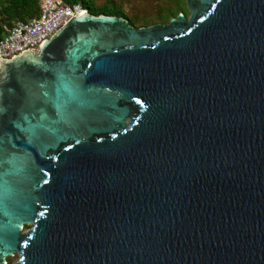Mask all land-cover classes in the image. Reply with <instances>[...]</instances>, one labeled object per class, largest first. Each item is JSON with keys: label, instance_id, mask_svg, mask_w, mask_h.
I'll return each instance as SVG.
<instances>
[{"label": "water", "instance_id": "1", "mask_svg": "<svg viewBox=\"0 0 264 264\" xmlns=\"http://www.w3.org/2000/svg\"><path fill=\"white\" fill-rule=\"evenodd\" d=\"M184 4L0 59V264H264V0Z\"/></svg>", "mask_w": 264, "mask_h": 264}, {"label": "built area", "instance_id": "2", "mask_svg": "<svg viewBox=\"0 0 264 264\" xmlns=\"http://www.w3.org/2000/svg\"><path fill=\"white\" fill-rule=\"evenodd\" d=\"M39 14L28 21H17L3 27L0 37V59H8L24 50H36L62 25L84 11L79 3L71 5L62 0H39Z\"/></svg>", "mask_w": 264, "mask_h": 264}, {"label": "trees", "instance_id": "3", "mask_svg": "<svg viewBox=\"0 0 264 264\" xmlns=\"http://www.w3.org/2000/svg\"><path fill=\"white\" fill-rule=\"evenodd\" d=\"M66 4L79 3L84 10L91 15L104 14L108 16L123 17L125 14L117 7L111 4L95 6L91 0H62ZM39 0H0V37L3 35V27H9L17 21H28L36 18L39 14ZM184 0H172V7L163 8L159 14V23H167L170 18L181 13L180 6ZM132 26L134 20L127 19Z\"/></svg>", "mask_w": 264, "mask_h": 264}, {"label": "rangeland", "instance_id": "4", "mask_svg": "<svg viewBox=\"0 0 264 264\" xmlns=\"http://www.w3.org/2000/svg\"><path fill=\"white\" fill-rule=\"evenodd\" d=\"M95 6L111 4L117 6L127 19L134 20V28L159 23L158 14L163 8L172 7V0H91ZM181 13L187 18L189 14L185 4L180 6Z\"/></svg>", "mask_w": 264, "mask_h": 264}]
</instances>
